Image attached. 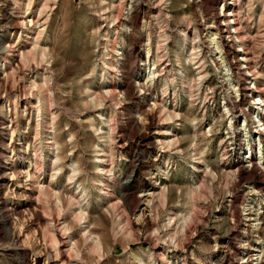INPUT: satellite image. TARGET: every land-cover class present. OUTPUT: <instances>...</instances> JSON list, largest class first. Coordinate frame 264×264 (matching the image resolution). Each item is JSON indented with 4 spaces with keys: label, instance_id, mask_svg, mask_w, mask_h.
Instances as JSON below:
<instances>
[{
    "label": "rangeland",
    "instance_id": "obj_1",
    "mask_svg": "<svg viewBox=\"0 0 264 264\" xmlns=\"http://www.w3.org/2000/svg\"><path fill=\"white\" fill-rule=\"evenodd\" d=\"M190 1L0 0V264L17 262L7 229L29 264L49 244L35 206L55 207L89 264H264V133L241 91L252 72L264 101V0ZM229 1L238 37L226 51L202 32ZM25 12L30 37L6 20ZM240 44L251 71L228 65ZM18 169L49 192L14 191ZM86 225L101 249L84 242Z\"/></svg>",
    "mask_w": 264,
    "mask_h": 264
},
{
    "label": "bare ground",
    "instance_id": "obj_2",
    "mask_svg": "<svg viewBox=\"0 0 264 264\" xmlns=\"http://www.w3.org/2000/svg\"><path fill=\"white\" fill-rule=\"evenodd\" d=\"M190 1V0H188ZM226 1V0H224ZM232 1V0H231ZM227 2V3H230V6H231V9L229 12H219L218 14V22L216 23H206V21L204 22L205 24H203V26L205 25L206 26V29H207V34L202 32L203 33V38L206 39L205 42H210V44H215L217 47L218 45H221V46H224L225 48L229 46V44H231V40L232 38H236L237 40V37H238V27L235 25V20H234V13H233V10H232V3L233 2ZM133 2V1H132ZM196 3L197 0H191L189 4L191 3ZM130 5V4H129ZM203 6V4L201 5ZM212 6V5H211ZM135 7V6H134ZM203 9V8H202ZM206 9V8H205ZM210 9V8H209ZM200 11V10H199ZM221 11V10H220ZM5 13V12H4ZM3 13V14H4ZM28 13V12H27ZM202 13V12H201ZM216 13V12H215ZM11 14V13H10ZM118 14V13H117ZM130 14V13H129ZM199 14V13H198ZM203 15V14H202ZM201 16V15H200ZM216 17V15H215ZM32 15H30V17L27 16L26 12L15 18L13 16H7L6 17V20L9 19L12 24H13V27L14 29L13 30H17V29H21V30H24L25 33L29 36V34L32 33V30H33V24H32ZM104 18V17H103ZM202 18V16H201ZM207 18V17H206ZM3 19V18H2ZM5 19V18H4ZM204 19V18H203ZM214 19V18H213ZM220 19V20H219ZM236 19V18H235ZM101 20V19H100ZM206 20V19H205ZM14 21V23H13ZM36 21L38 22V20L36 19ZM3 22V21H2ZM35 23V24H38V23ZM214 22V21H213ZM34 23V21H33ZM187 23V22H186ZM10 24V25H12ZM114 24V23H113ZM232 25L233 27V30H228L229 26ZM195 26V25H194ZM196 28V27H195ZM187 29V28H186ZM214 31V32H213ZM186 32V31H185ZM209 33V34H208ZM214 33V34H213ZM195 34V33H194ZM197 34V33H196ZM27 36V37H28ZM30 37V36H29ZM210 38V39H209ZM202 40V38H200ZM239 39V38H238ZM2 40V39H1ZM240 41V40H238ZM204 42V43H205ZM3 43V42H2ZM11 43V42H10ZM203 43V41H202ZM242 43V42H240ZM235 44V43H234ZM209 45V44H208ZM214 45V46H215ZM5 46V44H4ZM11 48L13 47V45H9ZM6 46L5 49H8ZM207 46V45H206ZM215 46V47H216ZM220 46V47H221ZM9 47V48H10ZM210 47V46H209ZM213 47V46H212ZM237 47V46H236ZM239 47V50L240 52L236 53L234 58L237 59L236 62H234L235 60H232L231 63H228V65H239L241 68H245L246 71H251L250 69V65H248V60H247V57L245 55V47L243 45H238ZM237 47V48H238ZM223 48V47H222ZM23 49V48H22ZM2 50H4V47L3 48H0V51L2 52ZM9 50V49H8ZM220 50V51H219ZM13 50H11V53H15L17 51H14L15 52H12ZM217 52V57H221L224 58L225 57V54L222 53V50L221 49H215V54ZM16 54V53H15ZM18 54V52H17ZM13 56V55H11ZM20 56V55H19ZM233 58V57H232ZM233 58V59H234ZM227 59V58H226ZM188 60L190 62V64L192 65V67L195 69L196 73L199 74L200 77H203L204 76V65H202L201 61H200V55L198 54V51L196 52L195 50H192L190 51V53L188 54ZM222 62V61H221ZM228 62V61H227ZM222 64V63H221ZM226 65V64H225ZM153 66V65H152ZM231 66V67H232ZM226 67V66H225ZM154 69V68H153ZM224 69V68H223ZM233 69V68H232ZM152 70V69H151ZM161 72V71H160ZM225 72V71H224ZM244 72V71H243ZM240 73V72H239ZM234 74V73H233ZM242 74V73H241ZM151 75H152V78L154 79L155 77H157L159 74H158V70L157 72L152 70L151 72ZM226 75V74H225ZM248 76H253V73L252 72H248L247 73ZM198 76V75H197ZM198 76V77H199ZM29 77V76H28ZM31 78V77H30ZM237 79V78H236ZM253 79L254 81H256L255 77L253 76ZM255 86V89H253L252 87ZM254 86H243L241 88V91H242V94L245 95V94H249L250 98H252V100L250 102L259 105L260 102L264 103L262 97L260 96V90L258 88V86H256V82L254 83ZM19 90V89H18ZM21 92V91H20ZM108 93V92H107ZM255 93L257 95H255ZM239 94V93H238ZM110 95V94H109ZM111 97V96H110ZM249 102V103H250ZM237 105V104H236ZM256 108V109H255ZM259 108V109H258ZM17 109V108H16ZM263 110L262 108L260 109V107L258 106H254V109H253V114L254 116L256 117V119L252 122L255 123V121L257 123H255L254 127L257 129L255 131H257L258 134L260 133H264V127H263V124L264 122L262 123V116L260 114V111ZM246 111V110H245ZM249 114V113H248ZM251 114V113H250ZM254 116L252 115L253 119H254ZM10 120V119H9ZM251 120V119H250ZM11 121H13L11 119ZM112 121V120H111ZM12 123V122H11ZM250 124V123H249ZM10 125V121H9V124L8 126ZM253 125V124H252ZM15 127V126H14ZM7 127H5V125L3 124L2 121H0V135L1 134H4L5 133V130H6ZM113 132V131H112ZM20 136V135H19ZM263 137V136H262ZM47 139H49V141L47 142H50V143H53V138L52 136H48L46 137ZM4 139V138H3ZM17 139V138H16ZM46 139V140H47ZM11 141V140H10ZM21 141V140H20ZM11 142H9L8 144L10 145ZM21 143V142H20ZM49 143V144H50ZM13 148V147H12ZM19 148V147H18ZM20 150V149H19ZM105 151V150H104ZM35 153V152H34ZM28 154V153H27ZM34 158V157H33ZM94 161V165H95V168H96V171L98 174H100V178H101V181L103 182V184H105V181L107 180V177L105 176V171L107 170L106 169V165L104 164V159H102L101 155L98 154L95 156V159L93 160ZM34 162V161H33ZM55 162V161H54ZM108 162V161H107ZM29 166V165H28ZM260 166V165H259ZM33 167V165H32ZM2 169V168H1ZM0 169V170H1ZM53 169V166L51 167V170ZM30 170V169H29ZM29 170H17L14 172L15 174V177H10L9 179L11 180V187L13 186V190L16 191V192H20V190L22 189L23 190V193H27L30 195H33L32 193L34 192L35 193V190H37L38 192L42 191V190H45L46 192H49L50 188H51V182L52 181H48L47 185H43V181L41 180H34L31 176V173L29 172ZM110 170V169H109ZM32 171V170H31ZM4 173V172H3ZM33 173V171H32ZM13 175V174H12ZM5 173L4 175L1 173L0 174V183L3 182V180L5 179ZM112 178V177H111ZM99 185V184H98ZM102 185V184H101ZM47 186L49 188H47ZM104 186V185H103ZM10 187V188H11ZM9 188V189H10ZM100 189V188H99ZM98 189V190H99ZM101 190V189H100ZM109 191V190H108ZM105 192V191H104ZM103 193V192H102ZM108 193V192H107ZM22 195V194H20ZM25 196V194H24ZM72 196V195H71ZM143 196V195H141ZM35 200V199H34ZM59 203V202H58ZM7 204V198L6 196H1L0 197V207L5 209V206ZM10 204V203H9ZM28 204V203H27ZM37 204V202L35 203ZM34 204V205H35ZM33 205V206H34ZM38 205V204H37ZM80 206V205H79ZM36 207V206H35ZM35 207H33V215L36 217L37 219V222H41L43 228H39V231L38 233L40 234V236H43L44 239H48L49 240V244H46L44 245V243L38 248L36 249L32 255H33V263L34 264H89V263H86L80 256L79 254H77V246H76V242L72 241L71 239V236L69 235L70 233L67 232V228L65 226L64 223H61L56 214L54 213V211L56 210L55 207L51 208V209H47V213L48 215H41L40 212L35 209ZM9 208V207H8ZM28 208V207H27ZM37 208V207H36ZM14 209V208H13ZM24 209V208H23ZM78 209V208H77ZM15 210V209H14ZM25 210V209H24ZM28 211L30 210V206L29 208L27 209ZM32 210V209H31ZM2 211V210H0ZM20 213V212H19ZM1 214V213H0ZM12 214V213H11ZM15 215V214H14ZM18 215V214H17ZM81 216V215H80ZM83 216V214H82ZM3 217V216H2ZM5 217V222L9 224V226L15 222L13 221V218H10V216L6 215L4 216ZM15 217V216H14ZM84 217V216H83ZM246 217V216H245ZM258 217V216H257ZM253 218V217H252ZM248 220V218H247ZM248 224V223H247ZM260 224V223H259ZM258 226V225H257ZM7 233H8V237L9 239L11 240V246L8 247L6 249V253L7 254H12V255H17V262L16 264H29V260L27 258V253H26V246L20 241V236L21 234L20 233H17L11 229H7ZM83 237V240L85 243H93V244H96L97 248L101 249V242L100 240H98V237L93 234V232L89 229L88 225L86 226H83V232L81 234ZM147 235V234H146ZM141 239V238H140ZM149 239V238H148ZM147 240V239H146ZM152 240V238H151ZM42 241H44L42 239ZM149 241V240H148ZM162 241V240H161ZM47 242V241H46ZM48 243V242H47ZM94 246V245H93ZM255 249V248H254ZM33 250V249H32ZM151 250V249H150ZM264 250V249H263ZM76 253V254H75ZM255 254V253H254ZM264 255V254H263ZM241 259V258H240ZM246 259V258H245ZM250 259V258H249ZM248 259V260H249ZM253 260V259H252ZM246 261V260H245ZM262 261V260H261ZM244 262V261H243ZM244 264H247L246 262Z\"/></svg>",
    "mask_w": 264,
    "mask_h": 264
},
{
    "label": "built area",
    "instance_id": "obj_3",
    "mask_svg": "<svg viewBox=\"0 0 264 264\" xmlns=\"http://www.w3.org/2000/svg\"><path fill=\"white\" fill-rule=\"evenodd\" d=\"M229 48H231L230 47V44H229V46L228 47H226V48H224L226 51H229ZM223 49V50H224ZM222 50V53H224V51ZM230 51H231V49H230ZM238 52H240V50H239V48H237L236 49V52H232L231 51V53L229 54L231 57H234L235 56V54L236 53H238ZM225 54V53H224ZM215 60L217 61V62H219L221 59L219 58V57H217V55H215ZM246 81H251V84L250 85H246V86H254V83H255V81H254V79H253V76L251 75V76H249L248 78H247V80ZM253 89H255V86L254 87H252ZM249 96V95H248ZM253 104V107L255 106H258V107H260V109L262 108L261 106H263L264 105V103L262 102H260V104L259 105H257V103L256 104H254V103H252ZM256 109V108H255ZM259 109V108H258ZM257 120V119H256Z\"/></svg>",
    "mask_w": 264,
    "mask_h": 264
}]
</instances>
